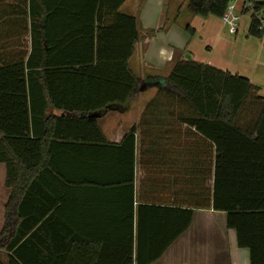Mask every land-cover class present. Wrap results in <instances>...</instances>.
<instances>
[{
  "label": "trees",
  "instance_id": "obj_1",
  "mask_svg": "<svg viewBox=\"0 0 264 264\" xmlns=\"http://www.w3.org/2000/svg\"><path fill=\"white\" fill-rule=\"evenodd\" d=\"M125 1L61 0L59 7L73 3L68 13L81 23L79 31L72 28L60 41L61 46L67 41L71 56L49 58L46 38L45 58L0 68V164L6 169L5 186L12 190L4 208L0 264H32L26 250L37 219L29 221L26 211L31 202H42L31 190L46 179L51 185L44 194L54 200L59 199L57 184L64 195L73 190L124 198V216L116 223L127 233L115 236L111 257L103 241L96 264L156 261L188 230L194 210L224 213L250 264H264V97L248 79L181 60L168 76L143 82L157 92L138 127L119 144L108 143L96 119L87 118L125 109L142 86L129 68L139 35L136 19L119 12ZM245 1L253 11H264V0ZM184 3L182 13L220 19L230 0ZM43 5L51 18L50 6L45 0ZM103 16L109 25L99 29ZM185 29L194 35L189 25ZM248 35L263 36L253 15ZM48 104L61 115L47 118ZM47 238L57 250L58 236ZM65 259L62 255L60 264Z\"/></svg>",
  "mask_w": 264,
  "mask_h": 264
},
{
  "label": "crops",
  "instance_id": "obj_2",
  "mask_svg": "<svg viewBox=\"0 0 264 264\" xmlns=\"http://www.w3.org/2000/svg\"><path fill=\"white\" fill-rule=\"evenodd\" d=\"M45 2L50 6L51 13H54L49 19L43 0H0V68L17 64L20 60L25 64L31 57L45 58V52L48 51L46 38L51 45L49 58L60 60L71 56L65 50L67 41L62 43V46L60 41L73 30L72 28L75 29L74 32L80 30L81 23L73 22L72 16L68 13L67 5L73 3L65 2L59 7L61 0ZM184 5V0H126L120 7L121 14L136 19L139 41L135 45L133 57L129 60V68L142 81V86L125 109L109 111L103 117L96 118L108 143L119 144L129 130L138 127L142 113L157 92L155 86L145 88L143 82L150 76H168L176 62L185 60L186 54L194 62L248 79L259 89L258 94L264 97V38L248 35L250 18L249 24H244L245 26L241 28L243 36H238L240 32L238 30L230 44L223 38L219 39V42L226 46V53L217 57L211 45L206 46L204 51L197 48V37L201 38L203 32L212 39L211 34L221 37L225 26L215 17L202 19L183 15L184 21H178L177 17ZM75 8L81 9L78 6ZM187 22L191 24L190 28L194 30V35H189L186 31ZM108 25V20L103 16L99 29ZM41 46L43 51H40ZM150 90L152 97L148 101L143 100L144 93ZM60 115L61 112L48 104L45 110L47 118ZM34 127L38 130L41 128L38 123ZM135 139L137 191L141 177L137 164L139 157L137 133ZM46 151L47 148H44L45 159L48 158ZM5 181L6 169L0 164V233L5 222L4 208L12 194V190L5 186ZM50 185L48 179L39 180L34 183L31 190V193L35 192L34 196L41 197L42 202H31L26 211L29 221L37 219L34 228L28 234L34 235L33 243L29 237L30 242L26 250L29 261L32 264H54L57 260L60 264L61 256L64 255L66 259L63 264H96L103 241L107 244L105 253H110L111 257L115 236L127 233L126 229L121 231L116 223V220L121 219L117 216L120 214L124 216V209L121 207L124 198L112 193L105 196L90 192L87 195H79L80 192H72L73 190L64 195L65 188L57 184L59 199L54 200V196L49 198L44 194L45 187ZM51 235L58 236L57 250L47 238ZM150 264H250V262L248 250L238 248L234 231L227 229L224 213L194 210L188 230L179 236L159 259Z\"/></svg>",
  "mask_w": 264,
  "mask_h": 264
},
{
  "label": "rangeland",
  "instance_id": "obj_3",
  "mask_svg": "<svg viewBox=\"0 0 264 264\" xmlns=\"http://www.w3.org/2000/svg\"><path fill=\"white\" fill-rule=\"evenodd\" d=\"M183 15H185V16H187V15H190L187 11L186 12H181L180 13V16H179V19H178V21H180V22H182V21H184V19H183ZM190 16H192V15H190ZM250 12H248V13H246V14H244V15H240V17H239V26H241V27H239L238 28V30L240 31L239 33H238V36H243V34H242V30H241V28H242V26L245 24H249V18H250ZM221 20V19H220ZM222 22V21H221ZM188 23V22H187ZM188 25L190 26L191 24L190 23H188ZM224 25V24H223ZM244 25V26H245ZM225 26V25H224ZM244 28V27H243ZM211 35H213V39L211 38V37H207V34H205L204 32L201 34V38H199V37H197V42H196V47L197 48H199V49H201V50H205V47L206 46H208V45H211V46H213V49H214V51H215V55L217 56V57H219L218 55H222L223 53H226V46H223L220 42H219V39L220 38H223V40H225L226 41V43L227 44H230L231 42H233L234 41V35H232V34H230L229 32H228V30H227V27L225 26V29L222 31V33H221V37H216L215 36V34H211ZM263 38H264V36H262ZM208 40L209 41H211V42H208ZM258 41H259V39H258ZM188 52V51H187ZM186 55H188V54H186ZM221 57V56H220ZM150 92H151V90L150 91H147V92H145L144 93V96H143V100H146V101H148L149 100V98H151L152 97V94H150ZM152 93V92H151ZM2 233H3V229H2V231H1ZM0 259L2 260V261H4V253L0 250Z\"/></svg>",
  "mask_w": 264,
  "mask_h": 264
},
{
  "label": "built area",
  "instance_id": "obj_4",
  "mask_svg": "<svg viewBox=\"0 0 264 264\" xmlns=\"http://www.w3.org/2000/svg\"><path fill=\"white\" fill-rule=\"evenodd\" d=\"M244 12H250V15L254 16L256 29L264 36V11H253L251 4L245 0H230L224 15L220 18L228 32L232 35L238 33L239 17L246 14Z\"/></svg>",
  "mask_w": 264,
  "mask_h": 264
},
{
  "label": "water",
  "instance_id": "obj_5",
  "mask_svg": "<svg viewBox=\"0 0 264 264\" xmlns=\"http://www.w3.org/2000/svg\"><path fill=\"white\" fill-rule=\"evenodd\" d=\"M185 60L189 61L190 60V56L189 55H186L185 56ZM88 118L89 119H96L97 117H96V115H90V116H88Z\"/></svg>",
  "mask_w": 264,
  "mask_h": 264
}]
</instances>
